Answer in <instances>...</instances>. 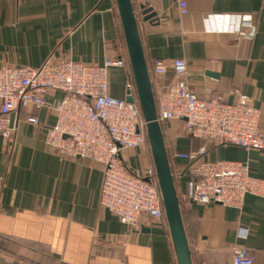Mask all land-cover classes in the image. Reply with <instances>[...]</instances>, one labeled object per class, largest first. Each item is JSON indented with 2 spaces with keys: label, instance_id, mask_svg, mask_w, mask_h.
<instances>
[{
  "label": "crops",
  "instance_id": "crops-1",
  "mask_svg": "<svg viewBox=\"0 0 264 264\" xmlns=\"http://www.w3.org/2000/svg\"><path fill=\"white\" fill-rule=\"evenodd\" d=\"M152 3L156 16L140 20L147 63H169L164 77L152 79L155 95L174 80L172 62L185 59L187 82L198 98L235 92L251 97L264 127V0H186ZM241 18L258 28L253 41L236 34ZM127 56L115 0H0V69L40 68L49 59L71 57L103 65ZM127 69L114 68L110 94L127 98ZM63 98L52 92L50 106ZM32 109L15 113V140L8 149L0 137V250L47 264H177L169 227L147 216L132 229L101 204L103 169L88 159L63 158L45 143L57 115L47 107L28 119ZM169 155L194 152L204 143L187 136L179 122L164 129ZM142 149L124 152L136 172H145ZM205 160L249 163L251 176L264 181V151L235 146L209 150ZM174 163V162H173ZM174 174L194 264H232V247L246 248L264 264V198L248 195L242 209L193 204L185 196L191 175L175 162ZM173 168V166H172Z\"/></svg>",
  "mask_w": 264,
  "mask_h": 264
},
{
  "label": "built area",
  "instance_id": "built-area-1",
  "mask_svg": "<svg viewBox=\"0 0 264 264\" xmlns=\"http://www.w3.org/2000/svg\"><path fill=\"white\" fill-rule=\"evenodd\" d=\"M156 1L177 3L188 14L186 0H132L138 18ZM258 33L252 18H241L236 34L253 41ZM169 63L155 61L151 78L164 77ZM174 80L158 92L156 104L161 125L179 122L183 132L204 144L194 152H174L171 162L187 163L191 175L185 198L193 204L221 205L242 209L248 195L264 198V181L251 176L249 163L205 160L210 149L235 146L246 151H264L261 111L254 101L236 91L233 103L216 97L203 100L187 82L188 64L177 59L171 64ZM114 68L131 73L128 57L108 58L101 66L85 64L71 57L47 60L40 68L2 67L0 69V137L8 149L15 140L12 115L32 109L55 111V124L47 130L45 143L63 158L88 159L103 169L101 204L121 223L139 229L149 217L167 226L156 171L132 170L124 152L149 145L146 121L137 100L133 78L126 83L133 103L110 94V74ZM60 92L63 98L50 106L47 97ZM28 123L39 126L36 115ZM232 264H254V256L244 247H232Z\"/></svg>",
  "mask_w": 264,
  "mask_h": 264
},
{
  "label": "water",
  "instance_id": "water-1",
  "mask_svg": "<svg viewBox=\"0 0 264 264\" xmlns=\"http://www.w3.org/2000/svg\"><path fill=\"white\" fill-rule=\"evenodd\" d=\"M115 3L137 93V100L141 108L142 116L147 123V138L177 264H194L191 246L183 220L176 177L171 165L163 126L158 121L156 96L143 46L139 26L140 19L135 12L132 0H115ZM155 16L156 13L153 12V9H146L143 12L142 20L148 21ZM126 100L130 103L134 102L131 96H127ZM14 121L15 115H12V124ZM0 264L11 263L0 258Z\"/></svg>",
  "mask_w": 264,
  "mask_h": 264
},
{
  "label": "rangeland",
  "instance_id": "rangeland-1",
  "mask_svg": "<svg viewBox=\"0 0 264 264\" xmlns=\"http://www.w3.org/2000/svg\"><path fill=\"white\" fill-rule=\"evenodd\" d=\"M165 128L166 125H163V130ZM144 150L147 154L145 165H147L149 168L155 169L150 146L148 145L147 147L144 148ZM171 165L173 166V172H174V167L176 168V164L171 162ZM0 258H3L5 261L11 264H47L46 261L39 262L31 259H21L20 257H17L16 255L9 253L8 251H1V250H0Z\"/></svg>",
  "mask_w": 264,
  "mask_h": 264
}]
</instances>
